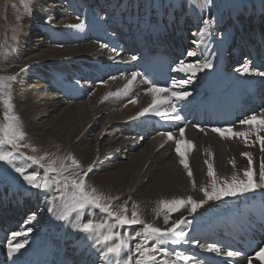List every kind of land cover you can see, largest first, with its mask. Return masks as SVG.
I'll return each instance as SVG.
<instances>
[{
	"label": "bare ground",
	"instance_id": "1",
	"mask_svg": "<svg viewBox=\"0 0 264 264\" xmlns=\"http://www.w3.org/2000/svg\"><path fill=\"white\" fill-rule=\"evenodd\" d=\"M179 1L162 0L161 6L157 0H33L30 11L23 14L26 27L15 43V48L13 47L16 52L9 63L10 73L17 75L15 88L20 94L15 96V102L24 113L22 120L26 123L27 131L36 135L38 141L58 140L67 155L72 153L77 156L76 160L80 164H84L85 167H79L81 170L94 164L88 175V182L98 193L110 199L112 212H119L124 208L125 214L131 217L135 204L140 218L157 227H169L181 217L188 221L181 225L187 233L188 243L167 245L170 249L169 259H176L173 253L178 251L175 247L188 254L196 253L198 249L206 251L209 242L205 240V236L210 230H215L220 223L218 219L227 211H244V203L250 200L251 191L209 202L196 213L190 211L189 205L168 212L161 202L187 200L189 197L200 200L203 198L200 188H210L213 178L218 185L225 180L230 181L234 174L238 179H243L248 158L242 153L251 154L254 179L259 183V165L264 160V151L258 143H253L254 135L247 143L242 137L195 133L190 130H185L183 137L176 134L175 140H169L162 134L147 135L141 129L144 116L154 112L143 116L137 114L152 103L153 96L143 89L137 78L127 95H110L123 90L132 75L122 70V61H119L121 57L113 60V63H103L117 58L119 50L96 57L98 52L104 51L94 37L96 30L126 31L129 38L140 40L136 41L138 43L127 42V46H131V52L137 51L139 47H147L150 43H146L145 38L153 40L151 34L157 35L161 31L166 35L177 33L180 43L190 41L195 44L194 41H199L194 49L197 56L188 57L187 51L184 54V61L193 63L197 60L211 61L208 50H205L201 42L205 39L224 40L232 35L233 21L236 17L245 15L244 10L247 17L241 24L247 25L250 33H256L254 22L257 27L264 26V0H211V4L207 6L203 4V0ZM170 20L172 27L168 24L165 27V21ZM204 21L208 23L205 25ZM81 22L83 26L76 27ZM175 26L179 28L176 32L172 30ZM202 27L206 29L203 37L199 34ZM5 31L6 24L0 30V41L5 40ZM190 32L196 33L195 36H190ZM114 36L115 32L112 33L113 38ZM209 43L213 45V42ZM199 48L204 52L197 51ZM127 55L125 53L124 56ZM100 66L105 71L115 70L116 75L106 83L97 84L93 93V86L82 81L93 80L92 78L101 75L97 71ZM208 71V68L198 71L191 78L187 75L186 80H191L186 85H196L199 76ZM241 76L246 74L241 73ZM30 77L33 80L42 77L44 84L27 86L25 80ZM55 89L58 91H54ZM133 99L135 103L131 102ZM248 128L242 125L234 131H247ZM89 135L92 137L88 138ZM176 140H181L182 151L186 149L184 140L192 142V148L185 151V159L192 171L191 178L175 152ZM205 161L213 165V178L207 174L208 166ZM81 170L70 169L68 175H74L75 172L82 174ZM30 188L22 183L5 182V179L0 181V195L6 198L9 205L14 208L22 206L26 211L30 209L29 217L35 214V219L31 221L29 217L25 218L32 231L27 232L26 236L16 237L19 238L17 243H24L25 249L37 244L38 232L54 230L52 227L41 226L38 222L51 221L54 225L62 222L57 221L59 219L56 212L49 211L59 197H50ZM262 189L264 188L255 191L260 194ZM68 194L70 195V191ZM9 210L7 206L4 208L1 205L0 215L9 216ZM165 215L169 217L167 225L164 222ZM67 218L73 227L70 238L74 236L76 242L72 243L69 238L61 244L62 249L68 251L66 255H70V252L73 257L85 254L89 264L97 263L99 258H107L101 255L103 245L97 244L94 236H89L78 228L80 224L90 220L94 224H101L99 220L104 224H113L112 217L90 207L73 211ZM205 222H210L209 228L204 227ZM113 230L120 231L121 234L127 231L130 236H134L137 231L142 230V226H123ZM52 233L60 235L62 231L55 230ZM137 242L138 239L130 240L133 249ZM179 253L183 257L180 259L183 264H191L192 257L184 252ZM111 260L106 261L107 264H115L117 261L116 258Z\"/></svg>",
	"mask_w": 264,
	"mask_h": 264
},
{
	"label": "snow or ice",
	"instance_id": "2",
	"mask_svg": "<svg viewBox=\"0 0 264 264\" xmlns=\"http://www.w3.org/2000/svg\"><path fill=\"white\" fill-rule=\"evenodd\" d=\"M30 0H24L25 11H30ZM205 6L211 4V0H203ZM208 21H204L206 25ZM83 22L76 25V27H82ZM206 29L200 28L199 34L203 37ZM15 38V37H14ZM195 44H199V41H194ZM101 47H108L105 44H101ZM115 52L116 50L113 49ZM186 55L188 57L197 56L198 53L194 50H189ZM133 60H136L137 57L133 56ZM213 64L209 60L200 62L199 60L193 63H187L183 59L174 62L172 70L176 72H183L186 75H189L191 78L198 71H203L207 68H212ZM243 73L255 72V69H249L247 66L243 67ZM259 75L264 76V73H259ZM138 76V73H132V79L128 81V84L125 85L123 90H119L116 93L110 95L120 96L127 95L131 85ZM9 79H15V77H9ZM151 84V87L148 89L152 93L153 99L152 103L141 110L138 113V116H143L148 112H154L157 116H162L168 119L178 120L180 119L178 115V108L175 104L177 100H183L190 96V93L184 89V86L189 83V80H173L172 84L169 87H161L156 81H147ZM5 89H10V84L5 81L3 77H0V95H2ZM168 95L165 96L164 94ZM159 94V95H158ZM135 103V99L131 101ZM5 106L11 112V94L9 93L8 97L4 99ZM163 104H171L170 110H159V106ZM264 112V109L261 110ZM5 120L7 123L0 127V161L5 162L8 165L14 166V161L24 157V159L31 161L35 165H40L44 168L46 173L60 174L63 175L65 172H69L70 169L79 168V162L71 155L68 154L65 158L68 161H71L70 164H65L61 162L59 166H56V161L49 159L47 165H41V160L44 157L37 158L36 156H25L23 152L20 151V148L25 145L19 143L20 140L24 139V133L18 129L17 121L18 117L16 115H10L8 112L5 113ZM240 124L250 126L247 131L236 132L233 131L231 127L227 128H213L214 132L219 133L221 136H224L226 133L235 137H242L245 140V143L248 142L251 136H255L253 143H258L261 147V150L264 151V135H261L264 132V116L258 117L255 114H252L247 119L240 120ZM181 137L184 135V128H180ZM169 140L175 139L172 133H166ZM175 152L180 157V164L187 170L189 178L192 177V171L189 168L188 161L185 159V151L192 148V142L184 140L183 143L186 146V149L182 151L181 149V140H176ZM11 146L12 150H4V146ZM211 155V154H209ZM243 156L248 158V167L243 171V179H238L234 174L232 179L225 180L223 183L218 185V182L214 177L213 165L207 163L208 166V176L213 178L211 180L210 188L201 187L200 191L203 193V198L200 200H195L189 197L187 200L184 199H173L171 201H162L161 203L168 210V212L176 211L179 207L184 205L190 206V211L196 213L199 209L204 207L209 202H214L221 200L224 197H233L239 194H243L250 191H255L258 188H264V160H261L259 165V179L258 183L254 179L253 172V159L250 153H242ZM94 164L88 169L81 170L80 172H75L74 175L64 176V192H62L60 200L62 203V208L59 214L57 215L58 219H66L70 213L73 211H80L87 208H96L101 212L108 214L114 220L113 224H94L91 220L79 225L78 230L83 233L94 236L97 244L103 245V250L101 255L103 256H113L117 260V264H178L181 257L179 252L173 253L176 259H169L170 250L166 247L169 244L178 245L181 242L188 243L187 233L181 227L182 224H186L188 221L181 217L180 220L175 221L169 227L161 228L154 226L153 224L144 222L138 212L135 210L136 205L133 204V211L131 217L125 214L126 209L122 208L119 212H112L110 208V199L104 197L102 194L98 193L96 189L91 191L87 190L85 183V177L89 175L92 171ZM14 171L18 173L23 181L27 183L31 188L37 190H46L50 184L49 180L45 177L43 180L40 179V173L38 171H33L30 173L25 172V169L22 167H14ZM69 186L71 188V194H68ZM195 186V185H194ZM127 203V202H125ZM49 211H54L53 208H49ZM35 219V214L29 217V221ZM169 217L168 215L164 216V222L168 224ZM133 225H141L142 230L137 231L134 236H130L127 231L121 234L120 231H114L116 227ZM32 229L28 228L27 232H31ZM27 232H12L8 237V252L11 255L14 252L19 251L24 247V243H14L16 237L26 236ZM135 243L134 249L130 244V240H137ZM193 243H198L197 241H192ZM206 251L210 253H215L217 255H223L225 257H234L242 255L239 251H233L231 249L224 251L222 247L217 246L216 244H209ZM134 253V254H133ZM256 257L264 261V246H261L259 251L255 253ZM126 256V258H124ZM251 264V261H249Z\"/></svg>",
	"mask_w": 264,
	"mask_h": 264
},
{
	"label": "rangeland",
	"instance_id": "3",
	"mask_svg": "<svg viewBox=\"0 0 264 264\" xmlns=\"http://www.w3.org/2000/svg\"><path fill=\"white\" fill-rule=\"evenodd\" d=\"M32 2L33 0H30L29 7L32 5ZM235 2L240 3V1ZM23 14H25L24 0H0V30H2V26L6 24L5 40L0 41V77H3L5 81L10 84V89H5L4 93L0 95V127H3L7 123L5 120L6 112H8L10 115H16L18 117V129L25 134L24 139L19 141L21 145H25L20 148V151L23 152L25 156H36L37 158L44 157V159L41 160V165H47L49 159L55 160L56 166H59L61 162L70 164L71 161L63 159L67 156V153L64 152V149L58 140L46 139L44 141H38L36 135L30 134L29 131H27L26 123H24L22 120V115L24 113L18 109L17 103L15 102V96L20 94V92H17V89L15 88V84L18 82L17 75L10 73L11 67L9 63H11V59L13 57L12 55H14L16 52V49H14L15 43L18 39H20L26 27ZM177 27L178 26L175 28ZM99 54L100 52H98V55ZM9 77H15V79L10 80ZM21 81L23 82V80ZM25 82L28 83L27 86L30 87H35L39 83L44 84L43 79L35 78L33 80L32 77H30V79H26ZM91 87L92 92L94 93L95 90L93 89L96 88V85H91ZM54 91L57 92L58 90L55 89ZM9 93L11 94V112H9V109L4 104V99L8 97ZM101 125L102 124H100V127ZM90 137H92V135L88 136V138ZM4 150L12 149L11 146L5 145ZM68 154L72 155L70 152ZM73 157L78 159L75 155ZM77 161L79 162V160ZM80 166L85 167L84 164H80L79 162V167ZM14 167L24 168L26 174L33 171H38L40 173L41 180L46 177L49 180L50 186L46 190L38 192L43 194L46 193L47 195L49 194L50 197L52 195L58 197L61 196L60 194L64 192V176H69L68 174L70 173L65 172L63 175L46 173L44 168L40 165H35L31 161L21 157L20 159L14 161V166L0 161V181H4L3 179H14L18 183L28 186L27 183L23 181L22 177L14 171ZM73 170L80 171L81 168H76ZM85 183L88 191H91L93 188L96 189L88 182V176L85 177ZM68 191H70L71 194L70 186ZM101 224H104V222H101Z\"/></svg>",
	"mask_w": 264,
	"mask_h": 264
}]
</instances>
